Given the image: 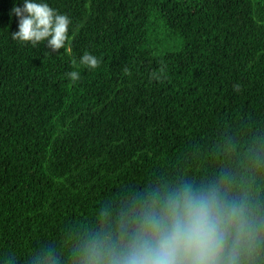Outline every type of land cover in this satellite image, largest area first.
Segmentation results:
<instances>
[{
	"label": "trees",
	"instance_id": "1",
	"mask_svg": "<svg viewBox=\"0 0 264 264\" xmlns=\"http://www.w3.org/2000/svg\"><path fill=\"white\" fill-rule=\"evenodd\" d=\"M46 2L67 50L11 40L19 0H0V264H76L185 182L264 214V0Z\"/></svg>",
	"mask_w": 264,
	"mask_h": 264
},
{
	"label": "clouds",
	"instance_id": "2",
	"mask_svg": "<svg viewBox=\"0 0 264 264\" xmlns=\"http://www.w3.org/2000/svg\"><path fill=\"white\" fill-rule=\"evenodd\" d=\"M9 14L18 20L11 40L32 46L46 41L52 52L67 50L70 18L46 0H19ZM79 63L95 69L99 60L85 52ZM79 75L67 73L72 82ZM76 264H264V214L221 183L185 182L153 193L115 230L84 240Z\"/></svg>",
	"mask_w": 264,
	"mask_h": 264
}]
</instances>
